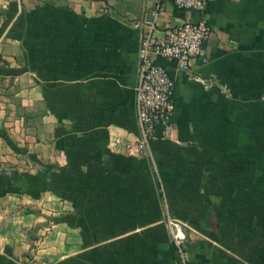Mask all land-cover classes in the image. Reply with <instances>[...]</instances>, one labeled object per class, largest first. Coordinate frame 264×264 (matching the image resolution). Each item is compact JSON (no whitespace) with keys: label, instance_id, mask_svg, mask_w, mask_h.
I'll return each mask as SVG.
<instances>
[{"label":"crops","instance_id":"1","mask_svg":"<svg viewBox=\"0 0 264 264\" xmlns=\"http://www.w3.org/2000/svg\"><path fill=\"white\" fill-rule=\"evenodd\" d=\"M158 6L156 36L202 17L172 0H0V264H177L161 188L191 262L264 264V0H209L205 60L156 57L176 110L149 157L135 24Z\"/></svg>","mask_w":264,"mask_h":264},{"label":"built area","instance_id":"2","mask_svg":"<svg viewBox=\"0 0 264 264\" xmlns=\"http://www.w3.org/2000/svg\"><path fill=\"white\" fill-rule=\"evenodd\" d=\"M160 1V0H159ZM179 11H195L202 15L198 21H185L156 36L155 21L159 6L153 11L152 21H139L138 33V82L134 90L135 109L139 128L138 150L151 157L150 143L161 130V138H171L173 118L176 110L175 81L165 66L156 62V57L178 61L186 67L192 59L205 60L206 43L212 35V27L205 15L209 0H172ZM109 14L112 9L105 6L101 10ZM164 221L169 229L177 264H194L187 252V229L176 219L169 209L164 189Z\"/></svg>","mask_w":264,"mask_h":264},{"label":"rangeland","instance_id":"3","mask_svg":"<svg viewBox=\"0 0 264 264\" xmlns=\"http://www.w3.org/2000/svg\"><path fill=\"white\" fill-rule=\"evenodd\" d=\"M0 159H1V154H0ZM1 163V162H0ZM1 165V164H0ZM6 171V167L5 166H0V173H3Z\"/></svg>","mask_w":264,"mask_h":264},{"label":"trees","instance_id":"4","mask_svg":"<svg viewBox=\"0 0 264 264\" xmlns=\"http://www.w3.org/2000/svg\"><path fill=\"white\" fill-rule=\"evenodd\" d=\"M6 192H7V191H3V192H2V195H4Z\"/></svg>","mask_w":264,"mask_h":264}]
</instances>
